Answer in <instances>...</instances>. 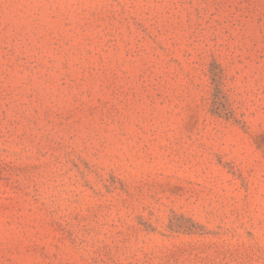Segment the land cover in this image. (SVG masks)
Wrapping results in <instances>:
<instances>
[{"label": "rangeland", "instance_id": "obj_1", "mask_svg": "<svg viewBox=\"0 0 264 264\" xmlns=\"http://www.w3.org/2000/svg\"><path fill=\"white\" fill-rule=\"evenodd\" d=\"M0 264H264V0H0Z\"/></svg>", "mask_w": 264, "mask_h": 264}]
</instances>
